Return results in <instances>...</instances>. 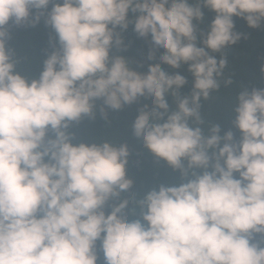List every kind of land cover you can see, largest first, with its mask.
Listing matches in <instances>:
<instances>
[{
  "label": "clouds",
  "instance_id": "clouds-1",
  "mask_svg": "<svg viewBox=\"0 0 264 264\" xmlns=\"http://www.w3.org/2000/svg\"><path fill=\"white\" fill-rule=\"evenodd\" d=\"M201 6L216 16L198 47L193 20L203 19ZM233 16L260 27L264 0H0V264H97V241L104 264H264V239L253 242L257 234L264 238V88L237 95L239 141L231 130L222 137L219 123L207 134L200 126L201 98L220 87L217 77L228 64L206 49L221 52L241 39ZM41 17L60 48L29 81L16 71L6 41L10 25L35 27ZM129 24L164 50L147 73L110 55L126 47L121 32ZM160 64L188 65L190 96L178 91L186 78ZM142 96L153 106L144 105L132 122L135 137L182 176L201 170L138 201L147 226L126 219L127 199L104 210L132 187L128 145L74 144L67 131L84 116L94 118L97 99L119 110ZM49 130L54 138L46 141Z\"/></svg>",
  "mask_w": 264,
  "mask_h": 264
},
{
  "label": "trees",
  "instance_id": "trees-1",
  "mask_svg": "<svg viewBox=\"0 0 264 264\" xmlns=\"http://www.w3.org/2000/svg\"><path fill=\"white\" fill-rule=\"evenodd\" d=\"M62 3L63 0H56ZM189 4H193L194 0H188ZM52 4L48 5L45 10L50 11ZM203 19L200 21L193 20L196 26L197 46L202 47L201 33L207 34L210 31V25L216 16V13L209 8L203 7ZM36 10L32 13L35 15ZM129 18H132V13L129 12ZM45 17H41L39 23L35 27L31 26H9L10 36L6 41V48L9 49L14 59L17 61L16 71L25 76L29 81L38 79L43 70L44 60L51 55L53 51L60 48L57 34L51 26L44 23ZM234 31L241 33V39L234 45L222 49L221 52H209V55L214 56L218 61L221 56H226L228 60L227 66L223 69L222 74L217 77L220 87L213 91L207 100L201 98L200 112L203 124L200 126L204 129L205 134L213 124H220L222 137L227 131L234 133V140L239 141L241 132L234 127L233 120L235 114L233 108L237 102L238 93L247 88L249 92L253 88H264V73H261V66L264 65V22L258 28H251L242 17L233 16ZM134 25L129 24V27L121 32L124 45L117 49L113 47L110 50V55H120L129 61L130 67L134 70L147 73L150 64L160 63V56L164 54V50L154 46L151 40V35L142 38L134 32ZM117 31H120L117 29ZM154 51L155 59H148L149 52ZM161 68L168 74L179 73L183 75L187 83L178 91L181 97L190 96L194 78L187 70L188 65L184 64L178 69H174L167 64H160ZM231 81V83H228ZM166 102L171 110L176 109V98L171 94L166 95ZM94 118L88 116L82 117L79 122H73L67 129L73 134L72 143L78 144L84 142L87 144L101 143L107 140L117 146L127 144L130 155L126 165L127 176L132 179V187L128 191L120 193L117 198H111L104 206L105 213L108 214L112 208L119 204L122 200L129 201L124 213L126 219L130 222L140 219V207L138 201L143 199L144 195L153 189L158 190L161 185L179 186L181 183H186L192 178L191 173L195 171L200 173V169H190L188 175L182 176L181 171L173 169L162 159L154 156L142 143L140 138L135 137L132 131V122L139 114V110L148 106L147 110L152 108V98L139 97L132 104H125L119 110H113L103 103V99L94 101ZM101 108L104 109L106 116L101 115ZM162 111V110H161ZM163 122V121H159ZM189 123L192 121L190 119ZM54 138V133L49 130L45 140ZM221 147L223 141H221ZM47 161V157L45 158ZM184 167L187 168V160H183ZM211 171V168L209 169ZM235 178H239L238 173H234ZM262 238L259 234L254 237L253 242H260ZM264 246V245H262ZM98 254L97 264H104V256L100 250V241L96 242Z\"/></svg>",
  "mask_w": 264,
  "mask_h": 264
}]
</instances>
